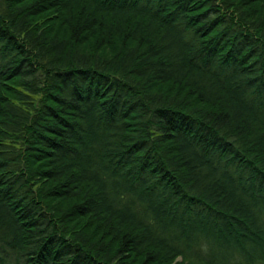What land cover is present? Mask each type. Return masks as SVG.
Here are the masks:
<instances>
[{
    "label": "trees",
    "instance_id": "16d2710c",
    "mask_svg": "<svg viewBox=\"0 0 264 264\" xmlns=\"http://www.w3.org/2000/svg\"><path fill=\"white\" fill-rule=\"evenodd\" d=\"M0 264H264V0H0Z\"/></svg>",
    "mask_w": 264,
    "mask_h": 264
}]
</instances>
